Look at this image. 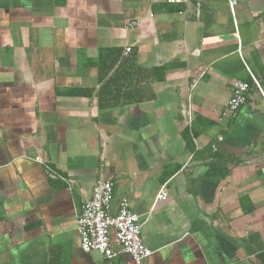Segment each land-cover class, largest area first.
Returning a JSON list of instances; mask_svg holds the SVG:
<instances>
[{
	"label": "crops",
	"instance_id": "1",
	"mask_svg": "<svg viewBox=\"0 0 264 264\" xmlns=\"http://www.w3.org/2000/svg\"><path fill=\"white\" fill-rule=\"evenodd\" d=\"M234 1L0 0V264H133L80 248L100 178L142 264H264V0Z\"/></svg>",
	"mask_w": 264,
	"mask_h": 264
},
{
	"label": "built area",
	"instance_id": "2",
	"mask_svg": "<svg viewBox=\"0 0 264 264\" xmlns=\"http://www.w3.org/2000/svg\"><path fill=\"white\" fill-rule=\"evenodd\" d=\"M167 4H185L188 0H165ZM234 0H229L232 10ZM130 51L129 47L124 50V55ZM254 84L260 90L257 82ZM197 80L194 79L190 85L192 89ZM248 85L244 82L234 80L231 83L230 97L226 102V110L221 113L219 121L227 115H234L238 108L245 103ZM187 108L190 110L189 103ZM186 115V114H185ZM191 120L189 111L186 115ZM113 184L109 180L98 179L92 188L91 197L86 201L76 217V232L79 237L80 248L84 253L97 252L103 258L112 260L119 253L127 254L133 264L142 262L151 255L152 251L144 245L141 240L140 215L131 211L126 200H121L116 214H111L109 205L112 198ZM168 191L165 186L159 188L156 195L157 200H165ZM112 232L119 250H114L109 234Z\"/></svg>",
	"mask_w": 264,
	"mask_h": 264
},
{
	"label": "trees",
	"instance_id": "3",
	"mask_svg": "<svg viewBox=\"0 0 264 264\" xmlns=\"http://www.w3.org/2000/svg\"><path fill=\"white\" fill-rule=\"evenodd\" d=\"M186 135H187V134H186ZM186 141H187V140H186ZM187 145H188V147L191 146V142H190V140H189V142H187ZM209 151H210V148H207V149L204 150V152H205L206 155H208ZM216 156H218V154H214V155H213V157H216Z\"/></svg>",
	"mask_w": 264,
	"mask_h": 264
}]
</instances>
